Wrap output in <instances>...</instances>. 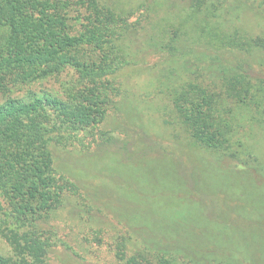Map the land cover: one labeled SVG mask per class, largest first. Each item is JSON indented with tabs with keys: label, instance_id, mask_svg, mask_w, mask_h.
<instances>
[{
	"label": "trees",
	"instance_id": "1",
	"mask_svg": "<svg viewBox=\"0 0 264 264\" xmlns=\"http://www.w3.org/2000/svg\"><path fill=\"white\" fill-rule=\"evenodd\" d=\"M176 1L188 12L179 11L176 22L190 18L210 36L209 52L193 56L183 51L177 29L159 44L183 56L176 62L181 72L176 67V79H167V95L181 127L201 146L204 166L192 159L190 169L176 162V176L168 166L153 172L176 188L193 180L204 197L211 179L225 190L213 193L227 215L205 217L207 197L172 214L148 207L143 222L124 215L128 233L116 241V257L119 264H264V156L242 134L248 118L264 124V37L226 26L248 9L264 23V0ZM155 6L154 0H0V236L10 246L0 251V264H51L60 241L39 221L82 192L58 171L50 144L82 143L83 133L112 140L100 126L122 88L110 76L135 62V36L154 20ZM146 34L144 42L160 37ZM70 72L62 90L37 87ZM173 187L160 194L172 197Z\"/></svg>",
	"mask_w": 264,
	"mask_h": 264
},
{
	"label": "rangeland",
	"instance_id": "2",
	"mask_svg": "<svg viewBox=\"0 0 264 264\" xmlns=\"http://www.w3.org/2000/svg\"><path fill=\"white\" fill-rule=\"evenodd\" d=\"M154 1L157 8L154 20L149 24L144 22L146 25L138 30L134 39L137 43L135 62L110 76L122 88L100 126L111 133L112 140H94L91 133H83L82 143L53 140L50 144L56 168L77 183L82 192V195L68 196L65 206L39 221L43 229H52L60 241L50 255L51 264H119L116 241L128 233L124 215H129L127 218L134 222H143L148 207L172 214L200 206V201L207 197V204L201 209L205 217L221 215L225 218L227 215L221 214L224 212L222 206L215 205L218 197L213 193L218 190L221 197L225 190L217 188L211 179L207 180L205 193L208 194L204 197L193 180H189L186 187L176 188V184L155 178L153 171L164 172L156 166H168L173 176H176V162L190 169L195 159L198 165L204 166L202 160L197 159L203 152L201 146L181 127L167 95L166 84L170 83L167 79L170 75L176 79V67L177 72H181L180 63L176 62L183 56L159 44L169 42L173 36L171 29H177L183 51L193 56L195 50L196 53L209 52L210 36L196 31L190 18H187L189 22H176V15L188 14L180 10L178 1ZM238 14L234 24L225 22L228 30L240 27L251 37H264V23L254 17L250 9L240 10ZM146 33L159 35L160 39L154 37L144 42ZM153 42H158L157 47H151ZM71 76V72L61 73L37 87L62 90L63 84L72 80ZM245 123L242 134L247 136V142L254 144L255 152L264 156V124L252 118ZM208 159L215 161L212 155ZM177 174L183 172L180 170ZM170 186H175L172 197L160 194ZM251 216L260 215L255 212ZM98 236L102 240H98ZM243 240L247 241V237ZM0 251H10L8 242L1 236Z\"/></svg>",
	"mask_w": 264,
	"mask_h": 264
}]
</instances>
